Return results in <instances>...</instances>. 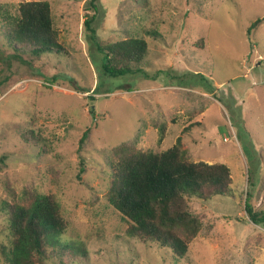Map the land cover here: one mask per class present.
Returning <instances> with one entry per match:
<instances>
[{"label":"rangeland","instance_id":"rangeland-1","mask_svg":"<svg viewBox=\"0 0 264 264\" xmlns=\"http://www.w3.org/2000/svg\"><path fill=\"white\" fill-rule=\"evenodd\" d=\"M23 1L39 0H0V9ZM44 1L65 51L22 54L0 32V208L26 192L52 195L68 222L63 238L88 255L68 264H264V222L245 210L248 199L264 211V0H96L94 33L90 0ZM141 36L148 53L132 72H101L97 42ZM30 129L37 144L23 140ZM178 137L193 161L232 174L229 195L190 200L203 226L184 257L127 234L107 200L114 147L163 151ZM6 216L0 209L8 250Z\"/></svg>","mask_w":264,"mask_h":264},{"label":"trees","instance_id":"trees-1","mask_svg":"<svg viewBox=\"0 0 264 264\" xmlns=\"http://www.w3.org/2000/svg\"><path fill=\"white\" fill-rule=\"evenodd\" d=\"M89 4L85 25L94 33L92 24L100 7L96 0H90ZM261 21L253 22L248 32ZM0 32L22 54L40 56L66 50L48 1H23L14 12L0 9ZM148 33L160 35L155 29L145 31ZM96 50L102 55L101 72L118 77L132 72L133 65L143 62L148 42L144 36L97 42ZM88 134L89 129L80 143H84ZM38 135L30 129L23 134V140L37 144L41 141ZM109 162L113 173L107 200L125 219L127 234L144 244L156 242L167 247L177 257L187 254L203 226L201 217L191 209L190 200L206 201L230 194L231 169L224 163L193 161L181 137L163 151L144 150L132 142H122L111 150ZM84 165L82 161L80 173L85 171ZM0 209L7 215L10 235L8 250L0 247L6 264H68L87 259L83 244L63 238L68 222L52 195L26 192L19 201L2 200ZM245 210L254 222H264V211L253 212L248 199Z\"/></svg>","mask_w":264,"mask_h":264}]
</instances>
